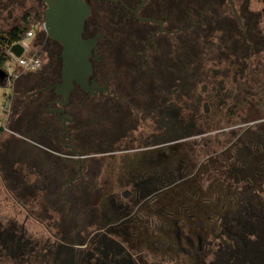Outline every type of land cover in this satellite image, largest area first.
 Returning a JSON list of instances; mask_svg holds the SVG:
<instances>
[{
	"label": "flooded vegetation",
	"instance_id": "1",
	"mask_svg": "<svg viewBox=\"0 0 264 264\" xmlns=\"http://www.w3.org/2000/svg\"><path fill=\"white\" fill-rule=\"evenodd\" d=\"M81 1L89 72L38 29L7 85L0 264H264V0Z\"/></svg>",
	"mask_w": 264,
	"mask_h": 264
},
{
	"label": "water",
	"instance_id": "2",
	"mask_svg": "<svg viewBox=\"0 0 264 264\" xmlns=\"http://www.w3.org/2000/svg\"><path fill=\"white\" fill-rule=\"evenodd\" d=\"M40 1L44 4V32L62 47L61 57L65 63L63 72L71 75L88 73V47L81 39L83 22L88 14L87 6L81 0ZM9 52L18 58L23 54V48L20 44H14ZM4 79H7V73L0 70V82Z\"/></svg>",
	"mask_w": 264,
	"mask_h": 264
},
{
	"label": "rangeland",
	"instance_id": "3",
	"mask_svg": "<svg viewBox=\"0 0 264 264\" xmlns=\"http://www.w3.org/2000/svg\"><path fill=\"white\" fill-rule=\"evenodd\" d=\"M250 5L252 10H257L260 6L257 4V0H250ZM38 8L42 12L44 8H42L36 0H0V31H7L8 29L20 25L21 17L25 11L29 8ZM263 26H264V18H263ZM38 28V26H36ZM25 45L30 46L31 56H37L40 58L42 63L44 57L43 53L38 46L34 44L31 40L26 41ZM8 73L10 76L14 77L20 73V69L14 65L13 63L7 64ZM11 82V81H10ZM12 85L6 87H0V119L4 122L5 120V109L7 105V97L9 95V89ZM6 129V126H5ZM4 135L0 136V140H2Z\"/></svg>",
	"mask_w": 264,
	"mask_h": 264
},
{
	"label": "trees",
	"instance_id": "4",
	"mask_svg": "<svg viewBox=\"0 0 264 264\" xmlns=\"http://www.w3.org/2000/svg\"><path fill=\"white\" fill-rule=\"evenodd\" d=\"M42 23V11L37 7H33L23 13L20 25L14 26L7 31H0V70L4 71L10 61L6 53L7 49L15 43L23 42L26 33ZM6 81L7 79H4L0 82V87H6Z\"/></svg>",
	"mask_w": 264,
	"mask_h": 264
},
{
	"label": "built area",
	"instance_id": "5",
	"mask_svg": "<svg viewBox=\"0 0 264 264\" xmlns=\"http://www.w3.org/2000/svg\"><path fill=\"white\" fill-rule=\"evenodd\" d=\"M38 29H41V30L43 29V23L40 26H38V28L36 27V28L30 30L29 32H27L25 40L23 42L15 43V44H20L23 48V54L20 57L17 58L12 53H10L9 52L10 47L7 49L6 53L10 59V61H9L10 63H13L18 68H21V69L27 70V71H34L39 67V65L41 63L40 58H38L37 56L29 55L30 46L25 45V42L29 41L33 37L34 32ZM8 70L9 69L7 67L4 70L7 73L6 85H9V83L12 79V76L9 75ZM2 129H4V122L0 119V130H2Z\"/></svg>",
	"mask_w": 264,
	"mask_h": 264
}]
</instances>
